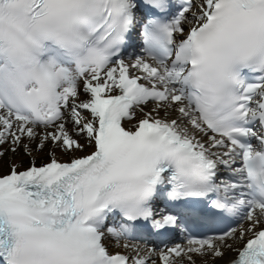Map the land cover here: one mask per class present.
I'll use <instances>...</instances> for the list:
<instances>
[{
  "label": "snow or ice",
  "instance_id": "6c2138e0",
  "mask_svg": "<svg viewBox=\"0 0 264 264\" xmlns=\"http://www.w3.org/2000/svg\"><path fill=\"white\" fill-rule=\"evenodd\" d=\"M0 162V264H264V0H0Z\"/></svg>",
  "mask_w": 264,
  "mask_h": 264
},
{
  "label": "bare ground",
  "instance_id": "6f19581e",
  "mask_svg": "<svg viewBox=\"0 0 264 264\" xmlns=\"http://www.w3.org/2000/svg\"><path fill=\"white\" fill-rule=\"evenodd\" d=\"M8 157L4 158V161H7ZM16 160H23L24 166L27 167V158L23 156H17ZM8 172V165L5 162H0V174H6Z\"/></svg>",
  "mask_w": 264,
  "mask_h": 264
}]
</instances>
